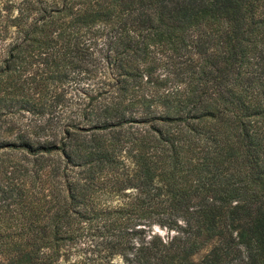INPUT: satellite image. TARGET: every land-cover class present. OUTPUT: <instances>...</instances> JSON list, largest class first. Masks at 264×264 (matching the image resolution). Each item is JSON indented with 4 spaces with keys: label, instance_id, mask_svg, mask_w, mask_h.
I'll list each match as a JSON object with an SVG mask.
<instances>
[{
    "label": "trees",
    "instance_id": "trees-1",
    "mask_svg": "<svg viewBox=\"0 0 264 264\" xmlns=\"http://www.w3.org/2000/svg\"><path fill=\"white\" fill-rule=\"evenodd\" d=\"M0 43V99L110 70L58 141H0V264H264V0H0Z\"/></svg>",
    "mask_w": 264,
    "mask_h": 264
},
{
    "label": "rangeland",
    "instance_id": "rangeland-1",
    "mask_svg": "<svg viewBox=\"0 0 264 264\" xmlns=\"http://www.w3.org/2000/svg\"><path fill=\"white\" fill-rule=\"evenodd\" d=\"M100 45L90 49L91 53L83 64V69L75 71L72 77L67 74L55 80L43 81L42 89L37 87L36 92L31 83H26L24 91L28 102L16 101L18 95L15 98L0 99V141H16L19 137L27 138L32 142L53 139L58 141L62 137L60 130L66 116L71 110H76L87 89L102 85L105 79L110 77L104 49ZM1 47L0 43V53ZM41 61L39 59L32 66H27L24 73H32L35 74L36 79L40 78L43 71H46V66L40 63ZM5 76L6 74L3 75ZM6 159L22 161L19 152L0 149V160ZM146 234L148 238L157 235L163 241L168 242L177 234V231L152 224L147 227ZM210 248L211 244H206L192 258L199 260ZM114 261L119 263L121 258L116 257Z\"/></svg>",
    "mask_w": 264,
    "mask_h": 264
}]
</instances>
